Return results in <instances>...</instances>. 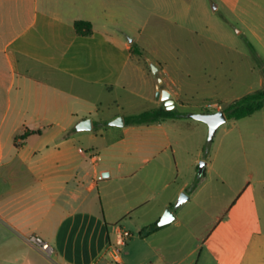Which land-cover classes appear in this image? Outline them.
<instances>
[{
	"label": "crops",
	"instance_id": "1",
	"mask_svg": "<svg viewBox=\"0 0 264 264\" xmlns=\"http://www.w3.org/2000/svg\"><path fill=\"white\" fill-rule=\"evenodd\" d=\"M181 2L0 0V264H264V178L244 185L193 248V227L182 229L177 212L159 226L173 199L198 189L188 192L193 123L117 127L113 120L134 114L102 116L118 90L152 102L159 79L187 117L213 113L187 112L193 95L166 68L155 80L147 66L143 31L151 18L177 19ZM235 3L233 13L247 12ZM78 21L92 32L79 34ZM147 84L151 95L141 92ZM155 105L147 110L165 107ZM85 119L92 130L77 129ZM203 159L205 172L211 160Z\"/></svg>",
	"mask_w": 264,
	"mask_h": 264
},
{
	"label": "rangeland",
	"instance_id": "2",
	"mask_svg": "<svg viewBox=\"0 0 264 264\" xmlns=\"http://www.w3.org/2000/svg\"><path fill=\"white\" fill-rule=\"evenodd\" d=\"M236 1L226 4L220 0H182L177 19L151 18L143 31L141 42L150 58L147 66L152 79H158L152 65L166 68L180 84L183 95H193L188 101L187 112L220 111L241 97L264 88V31L261 27L264 24V0H241V6L247 12L239 14L230 9L236 6ZM257 4L262 6L261 10ZM259 12L261 16L255 17ZM244 23L258 35L249 33ZM240 31L243 34H239ZM141 92L151 95V85L142 86ZM152 99L151 102L123 90L115 91L110 99L112 103L102 107V116L138 114L155 108L156 94ZM214 103L221 108H207ZM185 118L193 123L190 130L193 184L188 192H194L196 188L199 191L197 189L193 198L181 207H175L180 195L173 198L183 183V174L169 191L172 194L169 197L173 196L169 208L180 215L184 224L182 229L193 227L194 248L215 225L217 217L232 204L238 191L244 185L264 178V108L243 119L227 120L212 142L206 123ZM204 157L210 158L211 165L199 175L195 166L197 163L199 167ZM181 158L179 155L178 160Z\"/></svg>",
	"mask_w": 264,
	"mask_h": 264
},
{
	"label": "trees",
	"instance_id": "3",
	"mask_svg": "<svg viewBox=\"0 0 264 264\" xmlns=\"http://www.w3.org/2000/svg\"><path fill=\"white\" fill-rule=\"evenodd\" d=\"M75 27L79 34H90L92 32V25L86 21H78ZM133 52L141 54V51L137 49V45L133 44ZM264 108V88L251 92L240 99L230 103L224 107L228 120H239L249 117ZM188 113H183L177 109L167 110L166 107H160L158 109L147 110L139 114L129 115L125 117V124L131 126L148 125L160 123L166 120L179 119L188 116ZM31 132H26L22 135V138H26Z\"/></svg>",
	"mask_w": 264,
	"mask_h": 264
},
{
	"label": "water",
	"instance_id": "4",
	"mask_svg": "<svg viewBox=\"0 0 264 264\" xmlns=\"http://www.w3.org/2000/svg\"><path fill=\"white\" fill-rule=\"evenodd\" d=\"M152 69L154 73L158 72V68L156 66L152 65ZM162 84H163V80L159 79V85H158V90L156 93V98L164 102L167 110H173L175 109L173 94L171 93V91H169L166 88L161 89ZM191 117L195 120L204 122L208 125L209 127V135H208L209 137L208 138L210 142L214 140L219 128L224 123H226L228 120L223 110L216 111L213 113H193L191 114ZM111 125L117 126V127L124 126L125 125L124 117L123 116L117 117L115 120L111 122ZM92 128L93 126H92L91 119H85L77 125V129L81 131H89V130H92ZM205 166H206V162L201 161L199 165V170H198L199 175L203 174ZM107 176H109V174L105 173L104 177H107ZM187 200H189V195L185 192L181 193L175 207L176 208L181 207ZM174 220H175V215L173 211L171 209H167L159 221V226L170 224Z\"/></svg>",
	"mask_w": 264,
	"mask_h": 264
},
{
	"label": "built area",
	"instance_id": "5",
	"mask_svg": "<svg viewBox=\"0 0 264 264\" xmlns=\"http://www.w3.org/2000/svg\"><path fill=\"white\" fill-rule=\"evenodd\" d=\"M207 108L209 109H214V110H217L220 107V105L218 103H214V104H209L207 106ZM123 236L122 237H129L130 234L128 232H124L122 234ZM29 241L34 244L35 246L39 247V249L47 256H51L52 254V248L50 247V245L48 243H46L45 241H43L42 238L40 237H37V236H33V237H30L29 238ZM121 244H124V242H121Z\"/></svg>",
	"mask_w": 264,
	"mask_h": 264
}]
</instances>
